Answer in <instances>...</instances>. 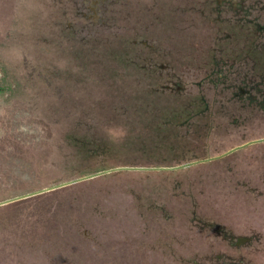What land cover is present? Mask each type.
I'll return each mask as SVG.
<instances>
[{
  "label": "rangeland",
  "instance_id": "374dc122",
  "mask_svg": "<svg viewBox=\"0 0 264 264\" xmlns=\"http://www.w3.org/2000/svg\"><path fill=\"white\" fill-rule=\"evenodd\" d=\"M0 264H264V0H0Z\"/></svg>",
  "mask_w": 264,
  "mask_h": 264
}]
</instances>
